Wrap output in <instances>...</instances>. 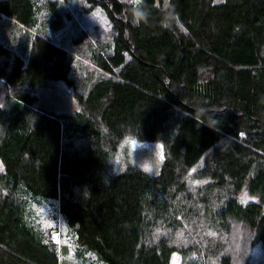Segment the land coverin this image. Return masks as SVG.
<instances>
[{
    "label": "trees",
    "instance_id": "obj_1",
    "mask_svg": "<svg viewBox=\"0 0 264 264\" xmlns=\"http://www.w3.org/2000/svg\"><path fill=\"white\" fill-rule=\"evenodd\" d=\"M0 82V264H60L34 196L108 264H252L212 231L264 243V0H0ZM58 82L78 110L37 105ZM128 134L164 143L159 173L111 172Z\"/></svg>",
    "mask_w": 264,
    "mask_h": 264
},
{
    "label": "rangeland",
    "instance_id": "obj_2",
    "mask_svg": "<svg viewBox=\"0 0 264 264\" xmlns=\"http://www.w3.org/2000/svg\"><path fill=\"white\" fill-rule=\"evenodd\" d=\"M220 1L222 0H214V2ZM93 20L94 14L91 22ZM96 21L100 23V27L96 31L97 34L100 35V37H105L109 30V26L105 22L106 18L98 17V20ZM60 35L61 34H58L57 37H60ZM73 54L77 65L86 68L84 64L88 62V59L80 54ZM89 71L90 70H86V72ZM10 88L11 87L8 85L5 87L4 83L0 82V107H3L6 104L4 95L11 90ZM37 105L56 113H71L79 109L78 101L73 92L69 87L59 82L52 83L42 89ZM164 153L165 146L161 140L140 139L131 134L124 135L121 137L116 150H114L113 155L111 156V172L120 171L128 165H136L153 174H157L163 165ZM195 170L196 168H192L189 175ZM3 171L4 167L0 159V173ZM209 180V177L198 178L197 176H194L191 178L190 183L202 185ZM238 199L247 202L257 199V195L251 193L248 184H245L238 193ZM30 212L32 214L31 219L38 229L56 243L57 250L60 254V264H108L96 251L78 241L73 227L66 223L60 214L56 199L34 196V198L30 200ZM232 223L234 226L231 228L230 232L225 231L224 229L216 232L212 231L217 235L215 236L217 237L215 238V241L226 242L229 252H231V249L237 247L238 253L240 252L247 255V261L252 264L264 262V243L255 240L253 242V248L250 250L248 248L247 251L246 247L241 249L242 246H247L254 237L253 230L251 231L248 225L241 222L233 221ZM236 252V250H233L232 252L234 258L236 257L233 262H235V264H237L236 262L242 264L244 258L242 259V257H240V262ZM181 258L182 256L179 252H173L170 264H180Z\"/></svg>",
    "mask_w": 264,
    "mask_h": 264
},
{
    "label": "built area",
    "instance_id": "obj_3",
    "mask_svg": "<svg viewBox=\"0 0 264 264\" xmlns=\"http://www.w3.org/2000/svg\"><path fill=\"white\" fill-rule=\"evenodd\" d=\"M55 239V238H54Z\"/></svg>",
    "mask_w": 264,
    "mask_h": 264
}]
</instances>
